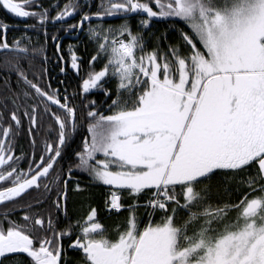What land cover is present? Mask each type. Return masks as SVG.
<instances>
[{
  "label": "snow or ice",
  "instance_id": "1",
  "mask_svg": "<svg viewBox=\"0 0 264 264\" xmlns=\"http://www.w3.org/2000/svg\"><path fill=\"white\" fill-rule=\"evenodd\" d=\"M0 7L36 21L11 43L10 25L0 22V264H264V0H100L94 13L83 10L91 7L86 0L62 8L57 0L54 16L38 0H0ZM76 14L67 30L87 25L95 55L80 91L62 94L41 84L47 52L28 33L43 35L45 44L51 39L59 53L48 27H63ZM111 17L123 20L93 24ZM154 21L184 28L173 29L179 38L165 46L155 41L168 33L153 35ZM70 67L79 75L74 54ZM97 91L104 111L88 98ZM43 117L48 135L37 154ZM81 120L89 135L71 151ZM25 132L30 157L16 153ZM74 170L89 186L107 187L109 214L128 213L114 235L91 205L72 220ZM213 180L235 184L238 201L214 203ZM73 191L86 189L77 182ZM18 211L23 215L12 219ZM68 250H79V261Z\"/></svg>",
  "mask_w": 264,
  "mask_h": 264
},
{
  "label": "trees",
  "instance_id": "2",
  "mask_svg": "<svg viewBox=\"0 0 264 264\" xmlns=\"http://www.w3.org/2000/svg\"><path fill=\"white\" fill-rule=\"evenodd\" d=\"M80 1H85V0H80ZM86 1H91V0H86ZM95 3L91 4V7L88 8L87 10L89 12H96L97 11V6L100 3V0H94ZM41 2H45V0H42ZM106 2V0H105ZM138 17H131L130 23L132 26L133 31L139 30V25H138ZM122 22L121 20H115L112 22H100L104 23L105 27L108 26V24H112L113 26L118 25L119 23ZM98 22H93L95 25ZM184 28V25L182 23H177V24H171V23H165V22H157L154 21V26L152 28V34L155 35L156 37H161L164 33H168V39L165 41H155V43H161L163 45H167L169 43H173L178 40L179 38V33L178 31L173 32V29H180ZM187 30V29H185ZM56 35L58 34L57 32L53 33L51 30V35ZM62 34L60 32L58 35ZM152 45L150 44L149 47ZM70 47V46H69ZM69 47H63L61 49V55L63 59L67 63L66 67V72L65 74L60 71V69L63 67L62 63L59 61L58 58V53L56 51L55 46L52 43L51 40V87L53 89H60L61 93L63 94L64 89L67 88L69 93H74V92H79L80 88L78 87L81 83V78L85 76V73L89 71V61L91 60V57L95 55V45L93 42H91L88 38V35H85V37L81 38L79 42L76 43V46L74 47V50H71ZM76 55L78 57V62L81 65L80 68V73L79 75L76 74L75 70L71 69L69 62L71 60L72 55ZM103 66V62H97L94 65L95 70L99 71L101 67ZM47 83L46 80H42L41 84ZM114 84L108 85V87H113ZM95 91V90H94ZM89 99L96 100L97 101V106L98 109L101 111H104L106 108L105 104V97L103 96V93L100 91H97L95 95H89ZM71 99V97H70ZM75 103L77 105L80 104V99L77 98ZM53 111H55V108H53ZM105 114H109L105 112ZM82 113L78 112V116L82 117ZM26 128V127H25ZM42 127L39 133V136L37 139L42 140L41 137L42 134ZM89 134L86 131V126L81 120L80 124L78 125L77 133L74 136V141L72 143V148L71 151L77 150L81 145L85 137H87ZM22 141H23V148H26L27 146L30 147V137L27 135L25 132L22 135ZM40 147H42V142L39 144ZM17 150H19V147L17 146ZM65 166V171H67V159L62 162ZM67 179V177H64ZM216 182V180H213ZM79 182L82 188H85L86 191L82 193H77L73 191L75 188L76 183ZM90 184V178L84 174V173H79L77 171H73L72 178L69 180L68 183V190H69V215L71 216L72 220L77 219L78 217L84 216L88 212V206L91 205L92 207H95L98 212V219H100V222L105 225V227L108 229L110 235H114L113 233V226L123 222L125 218L127 217L128 213L122 211L120 214L117 215H112L109 217H106V210L104 209V201L107 197V187L106 186H89ZM224 187H229L230 192H225ZM235 184L231 185H222V184H217L212 187L213 193H214V203H219L222 201H231V202H237L239 197L238 194L235 192ZM243 190V189H242ZM141 201H143V197L141 198ZM122 202L123 203H128L129 200L126 198V194H122ZM235 213L233 212L231 214L230 218L235 217ZM139 216H140V227L143 228L145 223L147 222V216L145 215L143 209L139 211ZM61 218H63L61 216ZM68 257L79 261L80 259V252L79 250H69L68 251Z\"/></svg>",
  "mask_w": 264,
  "mask_h": 264
},
{
  "label": "flooded vegetation",
  "instance_id": "3",
  "mask_svg": "<svg viewBox=\"0 0 264 264\" xmlns=\"http://www.w3.org/2000/svg\"><path fill=\"white\" fill-rule=\"evenodd\" d=\"M41 1L42 0H38V4L42 5L44 8H51V5L53 3L57 2V0H45V2H41ZM21 2H22V0H21ZM68 2H69V0H58V3H59L61 8H62V6L65 3H68ZM80 2L84 3L85 1H80ZM86 2H87L88 5H91L92 3H95L94 0L86 1ZM87 9L88 8H84L83 10L84 11H88ZM36 10H39V9L37 8ZM56 11H57L56 8H51L50 16H54L56 14ZM78 20H79V14H76L73 17L67 18V20L65 21L63 27H60L59 24H57L56 27H53L52 25H49V27H48L49 36H51V30H52L53 33L57 32L58 34L60 32H62V34H60V35L56 34L57 37H58V42L59 43L61 42V44H60V52L58 53V58L60 56H62L61 55V49L64 46L65 47H69L70 46L69 48L71 50H74V47L76 46V43L79 42L81 40V38L85 37V35H87V25L85 26L84 29H81V32H80L78 37H76V35L78 34L79 31H76V30L68 31L67 30L68 24L77 23ZM118 20H121V19H118ZM0 22H6V23H8L10 25V28H9V30L7 32V39L9 41V43H11L14 38H19L21 35L24 34V27H25L26 24L36 23L35 20L25 19V18H17L14 15H10L2 7H0ZM100 22H105V21H98V23H100ZM106 22H112V21H106ZM67 33H68L69 37H67L63 41H61L62 37L64 35H66ZM28 35L33 37V43L34 44L37 41H39V44L44 45V47L46 49L47 56H48V62H47V64L43 65V67H45L47 69V73L45 74L43 79L44 80L47 79V83L51 84V39H49L47 41V43L45 44L43 35L37 36V34L35 32H29ZM74 37H76V38H74ZM52 43L55 46V43L53 41H52ZM59 61L62 63L63 68H65V71L63 72L65 74L67 63H66V61L64 59L61 60L59 58ZM34 64H35V67H36L37 71L42 66L39 58H37L34 61ZM70 64H71V60H70L68 65H70ZM25 67H27V65H25ZM29 78L30 79L33 78L31 72H29ZM11 79H12V82H13L12 83V87L16 88L17 86L15 84V80H16L15 74L12 75ZM43 83H45V82H43ZM0 86H2V81H0ZM24 125H25V127H27V122L26 121H24ZM41 127L43 129L42 132H41V134H42L41 137H44L45 135L47 136L48 135V131H47L48 130V118L47 117H43L41 119ZM29 143H30V141H29ZM40 143H41L40 140L37 139V145H36L37 154H41L42 151H43V144H42V147H40L39 146ZM17 146L19 147V150H17V148H16L17 155L20 154V151L22 149L23 152L25 153L26 157H30L31 156L32 148L28 147V146L26 148H23L22 135L17 138ZM27 163H28L27 159L25 161L21 162V167L25 168V170L27 169ZM22 215H23V213L18 211V212H16L13 215L12 219H19ZM60 223H61V226H63V224H64V219L63 218H61ZM63 244H64L65 247H67V245H68V239L67 238H64ZM5 264H14V261L13 260H7V261H5Z\"/></svg>",
  "mask_w": 264,
  "mask_h": 264
},
{
  "label": "water",
  "instance_id": "4",
  "mask_svg": "<svg viewBox=\"0 0 264 264\" xmlns=\"http://www.w3.org/2000/svg\"><path fill=\"white\" fill-rule=\"evenodd\" d=\"M135 16H136V15L133 14L132 17H135ZM118 19H123V18H122V17H111V18H106V21H114V20H118ZM101 21H103V20H101ZM93 22H98V21H97V20H93ZM80 32H81V30H79V32H78V34L76 35V37L79 36ZM67 37H69L68 33L62 37L61 41H63V40H64L65 38H67ZM76 37H74V38H76ZM60 44H61V42H60Z\"/></svg>",
  "mask_w": 264,
  "mask_h": 264
},
{
  "label": "rangeland",
  "instance_id": "5",
  "mask_svg": "<svg viewBox=\"0 0 264 264\" xmlns=\"http://www.w3.org/2000/svg\"><path fill=\"white\" fill-rule=\"evenodd\" d=\"M215 185H216V182L213 181V182H212V187L215 186ZM122 211H123V210H122ZM122 211H121V212H122ZM105 213H106V217H109V216H112V215H113V216H114V215H117V214H109L107 211H106ZM99 221H100V219H99ZM68 251H69V250H68ZM67 255H68V252H67Z\"/></svg>",
  "mask_w": 264,
  "mask_h": 264
}]
</instances>
